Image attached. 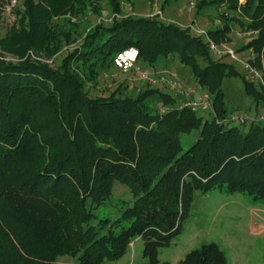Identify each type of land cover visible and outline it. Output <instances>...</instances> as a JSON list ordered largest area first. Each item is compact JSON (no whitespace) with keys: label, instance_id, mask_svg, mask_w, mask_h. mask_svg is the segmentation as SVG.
I'll list each match as a JSON object with an SVG mask.
<instances>
[{"label":"trees","instance_id":"obj_1","mask_svg":"<svg viewBox=\"0 0 264 264\" xmlns=\"http://www.w3.org/2000/svg\"><path fill=\"white\" fill-rule=\"evenodd\" d=\"M99 1L22 0V29L15 36L24 42L23 52H55L53 19L86 4L99 13ZM109 4L119 12V0ZM210 4L248 19L246 28L257 34L245 48L256 54L253 65L264 69V0ZM225 16L222 28L208 33L215 43L230 29ZM128 47L150 65L175 54L197 85L212 93V115L161 112L175 103L169 90L118 96V88L89 97L86 83H95L99 68ZM226 77L242 81L255 114L264 109V89L213 60L200 38L142 17L95 26L56 68L29 57L17 64L0 61V264H57L64 256L76 264H106L126 255L136 238L145 264H167L159 262L158 251L181 233L195 192L240 193L264 202V121L220 123L231 112L222 89ZM154 98L157 110L150 104ZM193 132L195 140L183 148L182 136ZM114 182L128 188L132 202L112 218L99 209L112 197ZM179 264L228 261L217 244L207 243Z\"/></svg>","mask_w":264,"mask_h":264},{"label":"rangeland","instance_id":"obj_2","mask_svg":"<svg viewBox=\"0 0 264 264\" xmlns=\"http://www.w3.org/2000/svg\"><path fill=\"white\" fill-rule=\"evenodd\" d=\"M211 1L119 0L118 13L112 10L109 0L99 1V13L94 12L91 5L75 6L72 12L53 19L52 33L56 34L55 39L59 44L55 52L47 53L29 47L26 52H23L25 44L15 36H19L22 29L19 24L22 0H18L20 3L16 7H11V0H0V61L17 64L29 57L33 61L56 68L66 56L82 44L86 34L95 26L107 27L114 19L127 17L149 18L166 25H175L182 30L187 29L190 35L200 38L202 42L209 45V41L213 40L208 33L222 28L225 23L224 14L232 20L229 23L230 29L223 40L216 45L220 50L232 48L238 59H232L226 55L218 56L210 51L212 59L232 66L236 73L247 80L254 81L256 87L263 90L261 79L264 83V69L260 70L253 65L250 60H253L256 54L252 49L245 48L248 43L245 33L254 31L246 28L248 19L224 7L217 8L210 4ZM216 20L220 22L217 23ZM61 33H68L69 39L65 40ZM239 60L248 62L261 79L254 75L251 78L249 72L243 70ZM198 62L201 66L206 64L200 58ZM139 66L148 72L151 80L143 79L140 74L125 73L110 62L99 68L95 83H86L85 91L91 98L109 96L118 88L120 89L118 96H135L149 89L168 92L165 85L152 81L159 73L166 70L177 74L185 85L197 86L191 68L181 64L175 54L160 57L153 65L139 61ZM222 89L228 111L237 110L248 115L255 114V103L245 93L239 78L226 77L223 80ZM210 94L212 96V93ZM150 104L156 107V110L160 106L156 98L152 99ZM211 112L202 114V117L212 115ZM244 128L247 129V126ZM195 138L196 132L183 135L181 139L183 148L188 147ZM112 190V197L99 209V214L113 218L118 216L123 207L132 202V195L128 188L119 182L113 183ZM207 243L217 244L225 253L228 264H264V202L254 203L240 193L228 195L217 190L206 194L195 192L190 216L183 223L181 233L169 246L159 249L158 260L160 263L179 264L187 253ZM141 248L142 241L136 238L130 243L127 255L106 264H145L146 260L141 257ZM57 264H76V260L64 256L58 258Z\"/></svg>","mask_w":264,"mask_h":264},{"label":"built area","instance_id":"obj_3","mask_svg":"<svg viewBox=\"0 0 264 264\" xmlns=\"http://www.w3.org/2000/svg\"><path fill=\"white\" fill-rule=\"evenodd\" d=\"M243 2L244 0H240ZM19 4L18 0H11V7H16ZM219 23V20H216ZM257 31H248L245 33V38L256 36ZM209 49L211 52L218 56H228L232 59H238L236 52L232 48L220 50L215 42L209 41ZM251 50V49H250ZM240 61V60H239ZM243 65V70L249 72L252 76H259L257 72L249 65L248 62L240 61ZM113 64L125 73L140 74L143 79H149V74L146 70L141 69L139 66V52L135 47H128L113 57ZM260 77V76H259ZM261 79V77H260ZM153 82L165 85L169 90L171 96L174 98L175 103L173 106L163 107L161 112H165L168 109H190L193 112L205 114L213 112V98L210 92L206 89H202L199 85L189 86L185 85L179 78V76L171 71H162L159 73ZM261 85L264 89V83L261 79ZM264 121V109L259 111L258 114L248 115L246 113L231 111L220 123L226 124H248L251 122ZM219 122V120H218Z\"/></svg>","mask_w":264,"mask_h":264},{"label":"crops","instance_id":"obj_4","mask_svg":"<svg viewBox=\"0 0 264 264\" xmlns=\"http://www.w3.org/2000/svg\"><path fill=\"white\" fill-rule=\"evenodd\" d=\"M141 251H142V248H141ZM126 255H127V253H126ZM125 256V255H124ZM142 257V256H141Z\"/></svg>","mask_w":264,"mask_h":264}]
</instances>
